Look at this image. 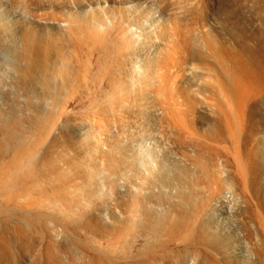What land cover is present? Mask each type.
Listing matches in <instances>:
<instances>
[{
    "label": "bare ground",
    "instance_id": "bare-ground-1",
    "mask_svg": "<svg viewBox=\"0 0 264 264\" xmlns=\"http://www.w3.org/2000/svg\"><path fill=\"white\" fill-rule=\"evenodd\" d=\"M184 1L175 9L161 2L146 13V32L143 26L127 30L123 12L153 0H0V264L68 260L80 246L67 241L72 234L86 244L76 251L86 264H144L171 241L198 256L203 244L225 254L201 222L204 205L227 187L211 156H192L209 188L203 203L189 212L176 203L163 223H153L141 194L159 171L148 142L152 117L171 119L182 138L202 141L207 154L229 155L238 185L257 201L253 213L264 239V182L251 107L264 95L258 54L264 43L251 48L243 31L235 40L203 34L194 41L211 20L203 6L228 10L234 21L241 17L233 0ZM151 33L158 45L145 55ZM197 72L214 113L191 93ZM72 110L75 119H60ZM208 112L221 121L211 132L202 120ZM197 124L207 132L197 135ZM113 125L120 126L114 135ZM48 140L50 149L38 156ZM123 183L133 192L126 200ZM102 194L113 200L104 210L95 205ZM153 233L152 243L134 244L135 237ZM257 256L264 264V244Z\"/></svg>",
    "mask_w": 264,
    "mask_h": 264
},
{
    "label": "rangeland",
    "instance_id": "rangeland-1",
    "mask_svg": "<svg viewBox=\"0 0 264 264\" xmlns=\"http://www.w3.org/2000/svg\"><path fill=\"white\" fill-rule=\"evenodd\" d=\"M153 1L154 2L152 4L150 3L148 7L143 6L136 10H132L131 8H128L125 11L123 10L124 26L127 28V30H140L143 26L145 31L149 32L147 28L151 29V22H149L150 17H148V15L146 16L145 14L159 9L161 2H165L174 9L179 6L178 0ZM185 1L187 2V0ZM233 2L234 4L236 3L234 7L236 9V15L238 14L241 17L240 20H231L229 18L230 11H226L222 8H215L214 11H211V6L207 4L206 6H203L202 10L204 15H206L208 18H211V20L209 24H207V26L200 31V33L197 32L196 34H193L191 38L194 41H197L200 35L204 34L213 37L215 34H217L219 37L235 40L238 38L239 33L241 34V31H243L250 37L251 48H256L260 44L264 43V0H233ZM215 11H217L216 14H214ZM143 17L146 18V20H140ZM151 38L152 40L147 42L145 45V55H154L156 52L155 49L157 48L156 45L158 44L154 42L152 33L150 34V39ZM258 54L262 56L260 63L264 69V49L260 50ZM202 77L203 76L201 72H197L193 75L192 81H190L192 91L191 93L196 94L204 102L210 104L214 113L215 101L204 88ZM179 78L180 76L176 75L174 80L177 81ZM251 107L254 109L255 115L257 117V119H255L257 121V131L255 133L256 148L260 156L258 159V164L260 166L262 179L264 182V95L255 99L251 103ZM75 113V110L68 111V115L64 114L60 119H73L75 116H77V113ZM213 113H205L204 116L206 119H202L207 124L212 126V128L210 127L208 130L210 132L212 131L214 125H219L221 122L219 119L214 118ZM195 120L199 121L200 119ZM147 121L148 127L150 129L148 142L156 150L155 156L158 159L156 165L159 167V171L154 173L153 182L149 186L145 187L141 194L148 200L147 206L151 216L153 217V223H158V225L160 222L163 223L165 221L166 213L168 210L174 209L176 203H180L181 208L184 211L186 210V212H189V210L192 211L194 208L193 206H195L193 204H196V202V206H199L203 203V200L208 196L209 191L207 190H209V188L206 179H204L205 175L203 174L202 170L195 164L197 167L196 168L192 163L195 159V157L192 158V156L195 153L196 154L194 156L199 153L200 155L203 154V158L208 159L211 156L210 159L212 158L211 160L213 161V165L215 164V167L218 168L220 176L226 182L227 187L221 191L208 206L204 205L206 209L201 215V222L209 230L213 236V240L221 246L222 250L226 251V255L218 252V248H215L217 250L215 251L213 250V247L210 248L209 246H205L203 244V247H200V255L198 256L192 254L191 251L188 252L186 245L180 244L176 241H171L168 244H165L167 247L163 246V248L157 252L158 255L153 256L152 259H150L148 262H144V264H208L209 262V264H224L222 261H226L227 264H259L257 251L263 246L264 239L262 231L253 213V210L255 207H257V201L255 200L252 193L243 191L238 185V181L234 175V165H231L233 163L229 155L224 152H220V154L217 156L210 155L209 153L207 154L206 151L208 150H204L206 147H204L202 141L201 143L200 141L196 143L197 141L194 142L182 138V133H180L175 125L172 124L171 119H155L152 117V119H147ZM200 128L201 126L197 124V128L195 130L197 135H202L203 133L207 132L203 131V128ZM119 130V125H113L110 133L114 135V133H118ZM50 144L51 140H48V142L44 143V146L41 145V148H39L37 151L39 152L38 156L45 154L48 149H50ZM200 145L204 148L201 149ZM202 150L205 153H203ZM213 157H215V159H213ZM120 181V179L114 178L116 185H120ZM197 184L199 187H196ZM119 188L124 191V196L121 198V200H126V194H128V198L129 194L133 193H130V189L125 183L119 186ZM96 202L95 205L104 210L105 208L107 209L111 207L113 200L107 195L102 194L100 200L97 203ZM123 218L124 216L122 215L121 220H123ZM72 235L67 236V241L72 246L74 245L77 247L78 244L80 245L78 246L79 248H84L81 247V245L86 246V244L78 236L74 237L75 234L73 236ZM154 235L156 234L153 233L152 235L147 236L145 239H142L141 236H137L135 239H133L134 244H138V242L147 244L152 243V238ZM157 237H154V239H159L160 235H157ZM156 239L154 241H156ZM78 247L75 248V250L77 249L76 251L79 253ZM210 249H212V251ZM73 250L71 253L76 254L77 252L75 251V253ZM238 250H247L251 255H253L254 259L249 260V257L247 258L243 256ZM31 252L30 254H32V257L34 256V252ZM71 253L69 255L70 257H72ZM78 253L76 256L74 255V257L71 258V260H73H70L71 263L82 264L85 262L83 264H86L87 261L83 259L82 255H79ZM174 255L175 257H173ZM27 256L30 257L28 253ZM65 257L67 259V256ZM65 257L63 259L61 257V261H63ZM70 257L68 258L70 259ZM73 258L78 260V263ZM66 259L63 262H65V264H71L70 261H68L69 259ZM61 261L58 262V264H63Z\"/></svg>",
    "mask_w": 264,
    "mask_h": 264
}]
</instances>
